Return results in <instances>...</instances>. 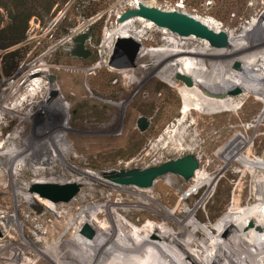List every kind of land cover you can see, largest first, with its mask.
Listing matches in <instances>:
<instances>
[{
  "label": "rangeland",
  "instance_id": "374dc122",
  "mask_svg": "<svg viewBox=\"0 0 264 264\" xmlns=\"http://www.w3.org/2000/svg\"><path fill=\"white\" fill-rule=\"evenodd\" d=\"M137 1L53 0L46 12L27 19L21 41L0 47V95L8 94L7 81L19 78L22 65L33 61L44 60L47 69L42 78L49 82L40 90L49 99L31 101L26 107L20 104L24 111L19 108L3 120L0 143L20 129L18 140L36 146L32 159L48 155L46 141L56 142L57 138L66 144L60 151L58 148L57 159L39 163L35 173L32 169L37 166L29 161L22 167L15 164L17 160H0V264H101L104 257L108 259L105 264H132L129 259L133 264H264L256 251L262 245H249L250 258L243 253L249 235L264 242V166L260 165L264 96L240 88L231 94L236 101L231 110L187 113L184 128L178 130L196 134L195 140L158 142L182 118L186 97L175 85L182 81L175 73L174 77L150 76L149 68L136 69L147 62L137 52L161 46L162 33L147 30L142 35L148 40L142 38L138 43L132 64L121 49L113 47L116 35H123L127 19L140 18L135 15L115 22L116 15ZM140 1L213 17L215 25L226 32L249 29L257 22L247 43H264V0ZM80 3L96 9L84 16ZM5 20V10L0 7V25ZM145 25L148 22L135 23L134 29L142 33ZM87 27L91 38L85 46L90 52L86 57L71 55L72 36ZM169 33L174 38L170 42L181 36ZM128 37L138 39L133 34ZM7 51H16V55L5 59ZM235 56L227 58L229 68L239 70L241 62ZM173 58L182 69L188 68L186 58ZM256 59L263 62L264 46ZM224 70L217 65L211 74ZM254 70L264 77V67L255 65ZM232 79L236 85L228 89L237 86L238 79L233 77L226 86ZM58 95L66 105L52 101ZM26 109L30 117L23 114ZM138 115L147 120L143 130L135 124ZM233 134L239 135V142L225 141ZM187 152L196 156V169L211 176L201 187L192 185L195 179L187 181L189 178L169 171L156 175L155 183L143 189L114 182L104 174L155 165ZM57 175L65 180L52 182L81 177L76 181L78 190L68 200L52 201L33 190L34 179ZM29 191L34 196L26 198ZM161 207L171 210L173 217ZM84 223L92 230L89 237L80 232ZM200 246L208 247L213 255L206 253L205 260ZM193 249L200 251L202 261Z\"/></svg>",
  "mask_w": 264,
  "mask_h": 264
},
{
  "label": "bare ground",
  "instance_id": "6f19581e",
  "mask_svg": "<svg viewBox=\"0 0 264 264\" xmlns=\"http://www.w3.org/2000/svg\"><path fill=\"white\" fill-rule=\"evenodd\" d=\"M190 14L192 16L196 17L197 19H199L201 22H203L207 27L212 28L213 30L222 29L221 27H219L220 25H218V26L215 25V21H214L213 17L207 19V18H203V17H198V16H196V14H192V13H190ZM146 22H148V25L143 26L144 30L142 33H139L134 29L135 23H143V24L145 23L146 24ZM256 26H257V22L254 23L251 28H249V29L246 28V29H243L242 31H240L238 29V31L237 32L235 31V33L231 30L229 32H226L224 30L227 34L229 45L226 47L225 46L222 47V46H212L208 43V41L205 38L195 36L193 34L181 35L178 38L177 42H172V41L170 42V40H173L174 38L169 33L168 28H166L164 26H158V25L154 24L150 19H148L144 16H141V15H140V18H138L137 20H133L131 18L127 19V21L124 25L125 30H124V33L122 36H130L133 34V35L137 36L138 43L140 41H142L141 40L142 38L148 40V38H144L142 36L147 30H156L165 36L164 40L161 41V43H162L161 46H159L157 48L151 47L153 49L137 52V57H144V58H146L147 62L144 65H142V64L136 65V69L149 68L148 74L150 76L168 75L170 77H174L172 75L175 72H180L182 74L187 75L191 79L190 85L185 84L183 81H180V83L178 82L179 84L175 83L176 86H179L182 89L183 94L186 97V102L183 104V107L181 110L182 118L180 119V121H178L177 124L173 123L172 126L170 127V130H173V131L175 130L174 133H173V131L172 132L169 131L170 133L161 135V138L157 140L158 142L161 143L163 141L167 142V141H178V140L188 142V141L195 140V138H197L196 134H194V133H187L186 134V133H182L178 130V127H181V128L183 127V125H184L183 122L185 121V116L189 112L191 113L192 111H195L198 114H200V113H204V112H214V111H219V110H231V109L235 108L236 101L234 100V97L231 94H227L224 97H217L215 95L218 92H222V91L228 89L229 87L236 85L234 80L232 79L231 82L228 84V86H226L225 83L232 77L238 79L237 86L239 88H241L242 90L243 89L244 90H252L253 92L257 93L258 95H260L262 97L264 96V83H263L264 77L260 73L255 72V70H254L255 65L260 66V67H264V60L262 63H260L256 59V56L261 51L262 47L264 46V43L261 44L258 41L254 42V43H247V40L249 38H251V36H252V33H251L252 30ZM260 30H261V27L258 26L257 31L259 32ZM116 36H118V35H116ZM139 49H141V48L139 47ZM109 54H110V52H109ZM174 55H175V58H177V56H178V58L179 57L183 58V59L186 58L188 60V68L187 69L185 68V70H184L181 67H179V65H177L174 62V60H175L173 58ZM231 55L232 56L236 55L235 57L238 58V60H240L241 64H240L239 70H237V69L234 70L231 67L229 68L228 62H230V61H229V59L227 60V58ZM217 65L220 66V68H225L224 72L216 73L217 75L211 74L212 69L217 67ZM124 66H126V65H124ZM46 69H47V65L45 64L44 60H41V61L39 60L38 62L33 61L31 63H27L25 65H22V67L19 69L20 76L17 80L7 81L6 90L7 89L9 90L8 94L6 96L0 95V125L3 124L4 119L7 120L8 114H11V112H13L12 114H14V112L19 111L20 104L22 107H24V106L26 107V105L31 101L33 102L35 100H40V101L44 102L47 99H49L43 91H40L45 83H49V82L43 80L44 77L42 78V73ZM124 69H128V68H124ZM35 73H37L39 77H32L35 75ZM19 79L21 80L20 82H19ZM67 84H69V83H67ZM51 85H53V84H51ZM72 95L74 97L75 93L72 92ZM6 99H7V101H6ZM52 101L59 103L60 106L66 105V103L63 102L62 97L60 95H58L57 98L55 96L52 99ZM6 102L7 103L9 102L8 105H6L7 104ZM238 102H240V101H238ZM114 104L118 105L117 102H114ZM93 108H96V106ZM119 108H121V107H119ZM20 109H22V108H20ZM16 110H18V111H16ZM29 111H30L29 109H26V111L23 114L25 116H29ZM98 111H99V109H98ZM97 114L99 115V113H97ZM85 116L87 117V115H85ZM103 117L104 116H102V118ZM25 118L28 119V117H25ZM106 119H108V118H106ZM258 123L259 122H257L256 124L254 123V124L258 125ZM19 130L10 133L7 137H4L5 139L0 143V150H1L0 151V160H10V161L12 160L13 163H15V160H17L15 164H17L19 166L21 164L24 165V163H25L24 161L26 160V161H29V163L32 166H34V165L41 166L39 163L46 162L48 158H52L53 160L57 159L58 157H55V156L57 155V152H59L61 150L60 148L62 147V145H63V147L66 148V144H64L65 142L63 143V141L57 140L56 137H58L59 133H56L55 134L56 137H53V138H56V142H53V141H50L49 143H47V141L44 142L45 146L47 145L46 148L48 150L47 151L48 155H46V157H43L44 154H41V156H39L38 158L36 156L35 159H32L31 156L33 155V153H36V151H37L36 146L34 145V143L29 145L25 141L23 142V141L18 140ZM248 130L246 129L243 133L245 135L248 134ZM218 136H215L214 139H219ZM256 136L257 135L253 136L250 141L254 140L256 138ZM238 139H239V135L233 134L229 138L225 139V141L239 142ZM243 139H244V137H243ZM58 148H59V151H57ZM23 165H21V166L23 167ZM260 165L264 166V161L262 159L260 161ZM39 166H37V168L33 167V169H32L33 173H35L39 170ZM196 168L194 169L192 175L189 177V179L187 181L195 179V183H193L192 185L195 187L196 186L201 187L203 184H205L206 182H208L211 179V176L206 175L205 173H202L200 171V169H196ZM6 171L9 173L10 176L13 175L11 173V171L9 170V168H7ZM46 172H47V170H46ZM23 173H25V172H23ZM3 176H5V175H3ZM27 178H28V176H27ZM80 178L81 177H79V176L76 177V175H75L74 178H69L68 180H70L72 182H76L78 180H81ZM61 180L62 181L65 180V177H63L62 175H57V176H48V177H45V176L44 177H38V178L34 179L33 181L34 182H44V181H51L52 182V181H61ZM156 180H157V178H154L152 180V183H155ZM82 183L84 185H87V183H85V182H82ZM83 188H85V187H83ZM86 188H88V187H86ZM33 194L34 193H32L30 191L27 192L26 198H29V197L31 198V196H34ZM139 199H142V198L139 197ZM161 209L164 212H166L168 216L173 217L171 215V210H168V209L162 208V207H161ZM94 217H95V215H94ZM154 220H156V219H154ZM12 224H13V222H12ZM249 227H250V224L248 225L247 229H249ZM101 229H103V228H101ZM249 237L250 238L247 241V243L245 244L244 249H243L244 250L243 253L246 255L245 257H248V258L251 257V255L248 253V250H247L249 248V245L250 246L251 245L252 246L253 245L254 246L260 245L261 246L262 245L261 250L257 249L256 251L260 255L259 258L261 260H264V257H263L264 255H262V252L264 251V242L262 240H260L257 236L255 237L253 235H249ZM112 244H114V243H112ZM200 247L203 251V256H204L205 260H206V258H205L206 253L213 255V253H210L211 250L208 247H202V246H200ZM193 250L197 251V258H199V260L201 259V261H202V258L200 257V251L198 249H193ZM126 252H128V251H126ZM261 255H262V257H261ZM245 257L243 256V259H245ZM107 260L108 259H106L104 257V259L101 261V264H105ZM128 261H130V263H132V264L134 263V260H132V259H129ZM258 263L259 262L256 261L255 264H258ZM221 264H227V263H221Z\"/></svg>",
  "mask_w": 264,
  "mask_h": 264
},
{
  "label": "water",
  "instance_id": "95a60500",
  "mask_svg": "<svg viewBox=\"0 0 264 264\" xmlns=\"http://www.w3.org/2000/svg\"><path fill=\"white\" fill-rule=\"evenodd\" d=\"M141 15L150 19L158 26H164L169 30L179 34L205 38L212 46H228L227 34L224 30H213L207 27L196 17L176 7L162 8L155 5L145 4L138 0L135 5L128 6L120 11L115 18V22H121L129 17ZM90 37L89 27L85 30L75 33L71 38L72 45L69 48V53L74 56L86 57L89 50L83 45L84 41ZM138 42L132 37L116 36L113 47L121 49L129 60L128 64H132V59L137 51ZM237 65V63L235 64ZM175 77L182 80L185 84L190 85L191 79L180 72H175ZM51 79V76H49ZM240 88L235 86L218 92L217 97H224L227 94H235L239 92ZM135 124L139 130H143L147 125V120L143 115H138L135 119ZM261 159L264 161V150L261 154ZM198 166L195 155L187 152L174 158H168L158 164L145 167H129L126 169L111 170L104 173L108 178L117 183H131L137 186L145 187L151 184L156 175L164 172H173L180 175L182 178H189L194 169ZM33 190L39 195L44 196L52 201H66L71 198L78 190L79 183L77 182H34ZM32 191V190H31ZM80 232L86 236H90L92 230L84 223Z\"/></svg>",
  "mask_w": 264,
  "mask_h": 264
},
{
  "label": "trees",
  "instance_id": "16d2710c",
  "mask_svg": "<svg viewBox=\"0 0 264 264\" xmlns=\"http://www.w3.org/2000/svg\"><path fill=\"white\" fill-rule=\"evenodd\" d=\"M53 0H0V7L5 10L6 20L0 25V47L17 43L23 39L27 19L30 16L46 12ZM84 2V0H81ZM80 5H84L80 3ZM96 7L84 5L81 13L87 16L95 11ZM16 51H7L3 58L11 59ZM13 63V61H12Z\"/></svg>",
  "mask_w": 264,
  "mask_h": 264
},
{
  "label": "flooded vegetation",
  "instance_id": "af4514ba",
  "mask_svg": "<svg viewBox=\"0 0 264 264\" xmlns=\"http://www.w3.org/2000/svg\"><path fill=\"white\" fill-rule=\"evenodd\" d=\"M90 38H91V32H90ZM85 42H86V40L84 41V43H83V45L85 46ZM88 46H85V48H87ZM88 49V48H87ZM89 52H90V50H89ZM87 56V55H86Z\"/></svg>",
  "mask_w": 264,
  "mask_h": 264
}]
</instances>
